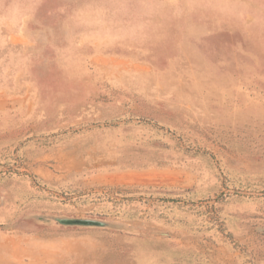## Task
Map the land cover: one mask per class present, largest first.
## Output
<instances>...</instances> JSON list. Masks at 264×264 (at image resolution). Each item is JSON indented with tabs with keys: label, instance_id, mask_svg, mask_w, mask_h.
Segmentation results:
<instances>
[{
	"label": "rangeland",
	"instance_id": "374dc122",
	"mask_svg": "<svg viewBox=\"0 0 264 264\" xmlns=\"http://www.w3.org/2000/svg\"><path fill=\"white\" fill-rule=\"evenodd\" d=\"M0 264H264V0H0Z\"/></svg>",
	"mask_w": 264,
	"mask_h": 264
},
{
	"label": "water",
	"instance_id": "95a60500",
	"mask_svg": "<svg viewBox=\"0 0 264 264\" xmlns=\"http://www.w3.org/2000/svg\"><path fill=\"white\" fill-rule=\"evenodd\" d=\"M55 220L61 224L67 225H94L102 226L105 223L98 219L92 218H73V217H55Z\"/></svg>",
	"mask_w": 264,
	"mask_h": 264
}]
</instances>
